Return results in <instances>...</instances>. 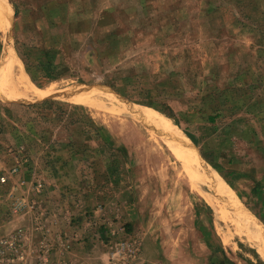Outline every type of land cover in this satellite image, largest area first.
Returning <instances> with one entry per match:
<instances>
[{
	"label": "rangeland",
	"instance_id": "1",
	"mask_svg": "<svg viewBox=\"0 0 264 264\" xmlns=\"http://www.w3.org/2000/svg\"><path fill=\"white\" fill-rule=\"evenodd\" d=\"M6 1L0 59L7 36L47 90L0 92V236L71 264H262L145 126L71 96L162 112L264 225V0Z\"/></svg>",
	"mask_w": 264,
	"mask_h": 264
},
{
	"label": "bare ground",
	"instance_id": "2",
	"mask_svg": "<svg viewBox=\"0 0 264 264\" xmlns=\"http://www.w3.org/2000/svg\"><path fill=\"white\" fill-rule=\"evenodd\" d=\"M9 14L7 1L0 0V28L4 34ZM12 50L5 36L0 59V92L5 98L21 100L45 94L47 89L35 86L30 81ZM90 87H77L71 96L73 101L128 116L145 126L147 132L178 159L190 187L212 208L218 227L221 223L225 224V233L221 232L224 241L228 242L231 236H238L256 250L264 264V225L241 204L233 188L197 152L190 138L162 112L150 106L131 105L113 92L97 87L91 90Z\"/></svg>",
	"mask_w": 264,
	"mask_h": 264
},
{
	"label": "built area",
	"instance_id": "3",
	"mask_svg": "<svg viewBox=\"0 0 264 264\" xmlns=\"http://www.w3.org/2000/svg\"><path fill=\"white\" fill-rule=\"evenodd\" d=\"M0 179L5 181V175ZM52 259L55 260L51 247L43 239L32 242L30 237L24 235L22 228L0 236V264H71L66 259Z\"/></svg>",
	"mask_w": 264,
	"mask_h": 264
},
{
	"label": "crops",
	"instance_id": "4",
	"mask_svg": "<svg viewBox=\"0 0 264 264\" xmlns=\"http://www.w3.org/2000/svg\"><path fill=\"white\" fill-rule=\"evenodd\" d=\"M263 176H264V173H263ZM258 183L260 184L259 186H260L261 188H264V177H260ZM260 190H261V189H260ZM259 259H260V258H259Z\"/></svg>",
	"mask_w": 264,
	"mask_h": 264
},
{
	"label": "trees",
	"instance_id": "5",
	"mask_svg": "<svg viewBox=\"0 0 264 264\" xmlns=\"http://www.w3.org/2000/svg\"><path fill=\"white\" fill-rule=\"evenodd\" d=\"M262 263V262H261ZM263 264V263H262Z\"/></svg>",
	"mask_w": 264,
	"mask_h": 264
}]
</instances>
